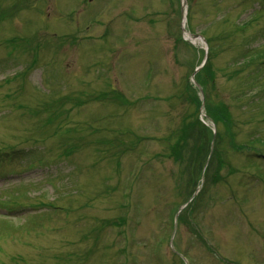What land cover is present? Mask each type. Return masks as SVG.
<instances>
[{
  "label": "rangeland",
  "instance_id": "obj_1",
  "mask_svg": "<svg viewBox=\"0 0 264 264\" xmlns=\"http://www.w3.org/2000/svg\"><path fill=\"white\" fill-rule=\"evenodd\" d=\"M180 5L0 0V12H9L0 22V264H118L126 240L133 264H174L169 233L187 193L184 165L170 148L186 157L188 141L201 133L199 140H211L214 127L204 111L208 135L196 122L200 107L189 76L208 46L177 41ZM192 5L188 26L211 38L255 19L245 34L218 42L212 59L218 79L207 88L211 105L221 113L224 103L232 106L240 120L236 142L264 137V102L244 111L237 105L249 103L253 92L234 97L248 89V79L242 71L227 76L245 38L264 48V10L252 13V0ZM27 67L28 77L21 72ZM75 97L88 102L76 106ZM59 116L61 123L54 121ZM226 125L218 123L216 181L193 205L204 237L226 262L189 224L180 225L176 243L192 264H264V178L232 145ZM113 132L121 145L108 139ZM260 151L255 162L264 172ZM122 216L125 226H107L97 238L102 219Z\"/></svg>",
  "mask_w": 264,
  "mask_h": 264
},
{
  "label": "trees",
  "instance_id": "obj_2",
  "mask_svg": "<svg viewBox=\"0 0 264 264\" xmlns=\"http://www.w3.org/2000/svg\"><path fill=\"white\" fill-rule=\"evenodd\" d=\"M263 53H264V49H262V51H259L257 53L259 55V56H257V59H262L264 57ZM209 66H210V63L208 62L206 67L204 68L203 72L204 71H206V72L210 71ZM210 73H212V72L210 71L209 74ZM223 108L225 110L224 106H223ZM222 113L224 114L222 119H224L226 117L227 120L230 122L231 121L230 113L227 111L222 112ZM215 118H217V117H215ZM217 119H219V118H217ZM188 144H190L189 141H188ZM172 150L174 151L173 155L176 156L175 159L177 161L179 160V161L183 162L184 170H185V173L183 174V179H186V184H187V187L189 188V194H192V192L196 188V185L198 184L199 174L201 173L202 167L204 165L205 157L200 158L201 157L200 153L197 155V157H195L193 155V153L188 157H187V155H186V157H184L181 154V151H179L177 148L174 147V149L172 148ZM191 150L192 149L187 150V151H191ZM199 198H201V197H199Z\"/></svg>",
  "mask_w": 264,
  "mask_h": 264
}]
</instances>
